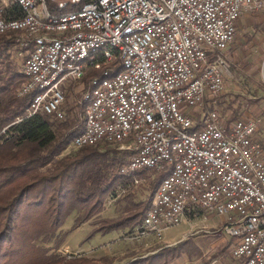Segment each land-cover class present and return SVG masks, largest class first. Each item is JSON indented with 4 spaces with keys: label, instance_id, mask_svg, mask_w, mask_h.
Segmentation results:
<instances>
[{
    "label": "built area",
    "instance_id": "2783aa9c",
    "mask_svg": "<svg viewBox=\"0 0 264 264\" xmlns=\"http://www.w3.org/2000/svg\"><path fill=\"white\" fill-rule=\"evenodd\" d=\"M1 1L0 28L18 32L19 53L29 71L21 95L51 77H61V84L69 77L80 80L88 68L100 70L101 60H108L107 69L114 68L109 59H116V65L132 60V69L120 80L83 91L82 97L97 93V102L89 135L70 145L119 138L117 147L130 152L126 172L179 163L174 179L152 199L149 218L128 231V237L145 245L152 242L149 238L160 242L172 226L209 211L224 217L218 230L236 238L233 256L238 264H264V148L257 137L261 119L229 120L216 104L230 73L224 52L235 39L237 22L246 11H262L264 0H72L68 10H58L63 0H54V9L47 0ZM37 2H45L58 28L45 27L38 19ZM13 4L24 14L2 17ZM151 20H162V27H151ZM139 26H147V34L120 44L124 30ZM38 28H46L45 37H35ZM95 45L109 48L111 57L96 58L88 67L71 66V58ZM63 93L59 85L33 99L28 116L54 115V105L64 102ZM64 116L61 108L58 118ZM171 134H180V141L167 151Z\"/></svg>",
    "mask_w": 264,
    "mask_h": 264
},
{
    "label": "trees",
    "instance_id": "16d2710c",
    "mask_svg": "<svg viewBox=\"0 0 264 264\" xmlns=\"http://www.w3.org/2000/svg\"><path fill=\"white\" fill-rule=\"evenodd\" d=\"M47 3L50 8L56 7L54 0ZM69 8L72 7L65 9ZM23 14V8L13 4L1 16ZM17 36V31L0 33V264H89L85 257L61 254L69 235L99 217L109 200L123 194V214L97 218L93 232L134 230L147 216L152 199L172 166L164 163L161 168L124 172L130 152L119 149V144L106 142L72 148L70 145L85 125L82 94L77 119L66 113L61 119L45 112L28 116L38 91L19 93L29 76ZM107 57H111L107 47L96 56ZM109 66L120 69V61L116 65V59H109ZM107 67L108 60H101L100 70L106 71ZM100 70L87 69L80 79L82 93L89 87L90 79L103 75ZM236 118V113L228 117ZM261 128L262 124L258 132ZM136 178L140 179L138 184ZM144 184L147 195L137 199L136 188ZM184 243L186 240L127 264H168L186 252Z\"/></svg>",
    "mask_w": 264,
    "mask_h": 264
},
{
    "label": "rangeland",
    "instance_id": "374dc122",
    "mask_svg": "<svg viewBox=\"0 0 264 264\" xmlns=\"http://www.w3.org/2000/svg\"><path fill=\"white\" fill-rule=\"evenodd\" d=\"M0 7H4L1 0ZM248 29L246 30L245 25L239 23L234 41L224 52V55L228 53L226 56L231 66L230 75H227L225 80V87L228 90L225 94L227 98H222L219 109L225 118L232 113H236L237 117L260 118L262 128L257 137L264 144V58L257 54L254 48L257 44L264 42V29L263 27L257 29L249 27ZM83 76L84 74L82 78ZM61 86L65 93L61 108L67 117L77 119L81 112L82 82L69 77L62 82ZM188 109L196 113V108L189 107ZM136 192L137 199L144 198L148 192L147 184L137 187ZM125 202L124 194L118 199L109 200L104 211L97 218H115L123 214ZM203 213L210 220L206 221L207 219L202 218L192 224L184 221L168 229L167 237L160 242L149 238L152 241L149 245H145L144 241L130 239L128 229L122 228L105 234L95 233L93 232L94 221L97 218H94L73 231L68 237L70 246H64L60 252L72 257H85L87 259L85 262L89 264L93 262L95 264H127L139 256H147L158 252L163 247L174 246L186 240L183 244L186 252L168 264H238V260L233 256L236 238H231L218 231L223 224L220 221L222 217L209 211H203ZM194 225L196 228L192 229ZM205 230L216 232L206 233Z\"/></svg>",
    "mask_w": 264,
    "mask_h": 264
},
{
    "label": "bare ground",
    "instance_id": "6f19581e",
    "mask_svg": "<svg viewBox=\"0 0 264 264\" xmlns=\"http://www.w3.org/2000/svg\"><path fill=\"white\" fill-rule=\"evenodd\" d=\"M67 7H72V0H66L62 3H58V8L60 10H63ZM37 15L38 19L42 21L45 27L58 28V21H53V15L46 12L45 2H37ZM151 27H162V20H151ZM6 31H15V29L0 28V33H4ZM145 34H147V26H139L124 30L122 32V36H120V44H128L130 41H133L134 38L144 36ZM45 35L46 28H38V30H35V37H45ZM102 48H104V45H95L90 49H86L84 55L71 58V66H74L75 68L85 67L88 62H92V60L96 59V56ZM130 69H132V60L120 61V69L116 68L114 70H106L103 75H100V77H94L93 79L95 80L90 83V91H98L103 85L115 82V80H120V77L125 73H129ZM26 73L29 76V71L26 70ZM59 85H61V77H51V79L47 81V84H37L36 86H33L32 90L38 91L34 99H39L44 95H47L48 91L57 89ZM64 100L65 93H63V101ZM84 101L86 104L84 130L81 134L76 136L74 143L84 139V135H89L92 105L97 102V93H88L86 96H84ZM54 115L56 117H61V105H54ZM177 141H180V134H171V137H168L167 141V151H174ZM98 143H104V138L88 139L83 141V143L75 144V146L79 148L82 146H91ZM108 143L119 144V138H108ZM170 165L172 166V171L170 170L171 173L163 179L157 193L155 194V198L158 197L160 189H165V187H167V182L174 179V175L179 172V163H171ZM137 170L139 171L140 169L129 170L127 172L135 173ZM149 216L150 209L148 210L147 216L145 218H149Z\"/></svg>",
    "mask_w": 264,
    "mask_h": 264
},
{
    "label": "crops",
    "instance_id": "0c3cea01",
    "mask_svg": "<svg viewBox=\"0 0 264 264\" xmlns=\"http://www.w3.org/2000/svg\"><path fill=\"white\" fill-rule=\"evenodd\" d=\"M239 23L240 24H244L245 25V28H246V30H249L248 28L250 27V28H252V29H257V28H260V27H263V29H264V9L262 10V11H258V12H249V11H246V12H244L242 15H241V17L239 18V20H238V22H237V29H238V27H239ZM242 44V43H241ZM252 45H253V43H252ZM255 45V44H254ZM241 47V46H240ZM242 49H243V47H241ZM255 49H256V53L257 54H259V55H261L262 56V58H264V42H262V43H260V44H257V46H255L254 47ZM226 55H228V53H226ZM225 55V57H226V59H227V62H228V64H229V68H230V66H231V63H230V61H229V58L227 57ZM231 56H232V59H233V55L231 54ZM230 75V74H229ZM228 75V76H229ZM227 76V77H228ZM228 90H227V88L225 87V92L221 95V97H218L217 98V102H216V104H218V106L220 107L221 106V104H222V98H227V96L225 95L226 94V92H227ZM223 95H225V96H223ZM249 117V116H248ZM154 198H155V196H154ZM222 218H221V222H223V220H224V217L223 216H221ZM202 218H205V219H207L208 217L204 214V213H201L199 216H197V217H194V216H190V218H189V223L190 224H192V223H194L196 220H200V219H202ZM208 220H210V218L209 219H207L206 221H208ZM221 227V226H220ZM193 228H196V225H194L193 227H192V229ZM219 231V230H218ZM205 232L206 233H215L214 231H210V232H207L206 230H205ZM219 232H221V231H219ZM221 233H223V232H221ZM168 237H169V235H168ZM230 237V236H229ZM232 238V237H231ZM233 241H231V243H232ZM233 244V243H232ZM64 246H70V244L68 243V238H67V240L65 241V243H64V245H63V247ZM225 246V245H224ZM237 261V260H236Z\"/></svg>",
    "mask_w": 264,
    "mask_h": 264
}]
</instances>
